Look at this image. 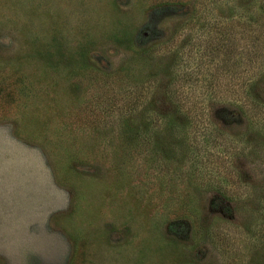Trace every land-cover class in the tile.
Segmentation results:
<instances>
[{"label": "rangeland", "instance_id": "374dc122", "mask_svg": "<svg viewBox=\"0 0 264 264\" xmlns=\"http://www.w3.org/2000/svg\"><path fill=\"white\" fill-rule=\"evenodd\" d=\"M7 142L0 264H264V0H0Z\"/></svg>", "mask_w": 264, "mask_h": 264}, {"label": "water", "instance_id": "95a60500", "mask_svg": "<svg viewBox=\"0 0 264 264\" xmlns=\"http://www.w3.org/2000/svg\"><path fill=\"white\" fill-rule=\"evenodd\" d=\"M2 156L5 157V162L0 163L1 173L6 176L5 178L10 181V184L7 185L6 188H1L0 192H4L3 195L5 196L10 194L12 199L18 195V203L21 205L24 196V182H34L35 185H37L38 182V173L40 169L38 153L36 151L34 152L32 149L23 148L16 144L12 145L11 142H7ZM23 157H25V159ZM2 165L4 169H2ZM24 170L28 171L26 178L23 177ZM1 180L2 177L0 174V181ZM27 189H29V187H27ZM34 191L37 192V188H35Z\"/></svg>", "mask_w": 264, "mask_h": 264}, {"label": "trees", "instance_id": "16d2710c", "mask_svg": "<svg viewBox=\"0 0 264 264\" xmlns=\"http://www.w3.org/2000/svg\"><path fill=\"white\" fill-rule=\"evenodd\" d=\"M173 129L175 130V132H178V131H179L178 128H177V124H175V125L173 126Z\"/></svg>", "mask_w": 264, "mask_h": 264}]
</instances>
